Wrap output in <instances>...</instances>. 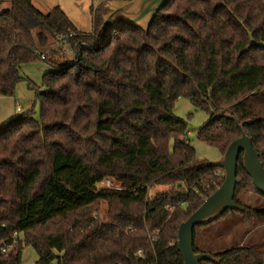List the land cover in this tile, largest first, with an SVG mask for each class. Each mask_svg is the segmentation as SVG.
Wrapping results in <instances>:
<instances>
[{"label": "trees", "instance_id": "1", "mask_svg": "<svg viewBox=\"0 0 264 264\" xmlns=\"http://www.w3.org/2000/svg\"><path fill=\"white\" fill-rule=\"evenodd\" d=\"M160 11L148 32L101 30L94 8L93 32L33 0H10L0 12V99L15 94L24 64L50 66L37 90L41 117L29 110L0 120V239L22 233L0 264H22L28 245L36 264H184L180 225L225 174L185 140L188 125L173 109L182 96L208 114L199 140L222 155L246 133L264 163V0H168ZM66 45L73 59L60 57ZM240 156L239 208L221 217L264 218L239 196L258 192ZM106 177L123 189L100 188ZM154 186L164 190L153 194ZM206 225L195 229V251L220 261L201 264H237L240 251L254 258L236 247L199 250L197 229Z\"/></svg>", "mask_w": 264, "mask_h": 264}, {"label": "rangeland", "instance_id": "2", "mask_svg": "<svg viewBox=\"0 0 264 264\" xmlns=\"http://www.w3.org/2000/svg\"><path fill=\"white\" fill-rule=\"evenodd\" d=\"M109 0H33L35 6L43 13L48 14L55 6H60L68 14L77 29L85 32H93L92 8L102 11V15L108 13ZM10 7V0L0 4V12ZM60 57L73 59V50L70 46L63 48ZM50 70L48 63L42 60H34L24 64L21 73L25 79L21 80L13 96H1L0 99V120L1 124L9 122L18 117L19 114L33 110L37 118L41 117L42 97L37 90L44 82V74ZM175 114L184 119L188 125L187 138L196 149L199 159H206L215 162L221 158L218 147L199 140L197 137L199 128L208 119L205 110L195 108L191 100L185 96L177 99L174 103ZM172 145L174 144L171 140ZM224 172V171H223ZM225 174V173H224ZM164 190L163 186H154L150 192L153 194ZM240 198L250 206L264 209V195L253 189H244ZM96 216L103 221L108 211L106 202H100L95 206ZM236 211L211 222L210 224L197 229V247L199 250H211L219 252L230 248L249 249L253 252L254 258L238 252L242 261L237 264H264V218L255 214L248 217ZM244 251V250H243ZM38 253L33 246H25L22 253V264H36ZM204 264H211L205 262Z\"/></svg>", "mask_w": 264, "mask_h": 264}, {"label": "water", "instance_id": "3", "mask_svg": "<svg viewBox=\"0 0 264 264\" xmlns=\"http://www.w3.org/2000/svg\"><path fill=\"white\" fill-rule=\"evenodd\" d=\"M168 0H109V11L103 14L101 30L117 26H137L146 32ZM232 118L230 114L226 115ZM243 166L252 177L255 188L264 195V163L253 140L246 133L233 140L221 158L210 164L223 169L224 181L210 194L184 222L181 223L178 240L184 264H201L203 261L218 263L220 258L209 252H196L194 234L197 226L218 220L227 210L238 209L235 203L236 183L240 155Z\"/></svg>", "mask_w": 264, "mask_h": 264}, {"label": "built area", "instance_id": "4", "mask_svg": "<svg viewBox=\"0 0 264 264\" xmlns=\"http://www.w3.org/2000/svg\"><path fill=\"white\" fill-rule=\"evenodd\" d=\"M98 1V0H96ZM42 59L45 58V55L41 56ZM187 142H189L188 139H185ZM98 186L100 188L107 187L112 189H123L121 181L113 178V177H106L104 178L100 183H98ZM170 209H173V206H169ZM22 233L20 234L18 231H14L11 235L10 239H0V256H4L5 254L9 253L11 250H13L16 246L19 245V242L21 241ZM139 255L142 254V251L139 250Z\"/></svg>", "mask_w": 264, "mask_h": 264}]
</instances>
